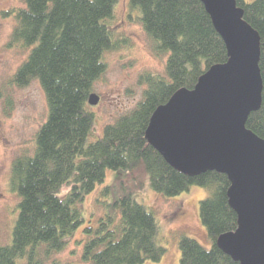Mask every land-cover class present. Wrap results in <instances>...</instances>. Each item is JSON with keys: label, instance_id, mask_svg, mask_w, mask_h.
I'll return each mask as SVG.
<instances>
[{"label": "trees", "instance_id": "obj_1", "mask_svg": "<svg viewBox=\"0 0 264 264\" xmlns=\"http://www.w3.org/2000/svg\"><path fill=\"white\" fill-rule=\"evenodd\" d=\"M21 1L23 8L1 13L15 21L8 48L28 51L10 84L26 87L37 80L46 95L48 117L36 134L34 150L19 154L12 163L10 186L20 198L19 216L12 243L0 244V264H18L19 259L43 264L64 251L85 225L81 204L109 170L126 171L129 182L116 178L101 191L103 213L83 230V264H145L163 259L166 250L158 243L155 215L134 196L146 183L167 198L192 186L208 193L200 202L199 217L212 247L206 249L183 236L180 264H240L217 246L221 235L238 228V216L229 205L228 177L216 171L186 176L146 139L159 106L180 89L193 90L212 66L228 61L225 42L203 3L129 0L152 50L167 59L165 74H143L139 84L145 89L136 108L90 141L95 117L88 100L106 70L105 54L119 46L108 25L118 0ZM236 1L261 37L262 105L250 114L246 126L264 139V0ZM3 97L0 90V100Z\"/></svg>", "mask_w": 264, "mask_h": 264}, {"label": "water", "instance_id": "obj_2", "mask_svg": "<svg viewBox=\"0 0 264 264\" xmlns=\"http://www.w3.org/2000/svg\"><path fill=\"white\" fill-rule=\"evenodd\" d=\"M225 42L228 61L212 66L193 90L180 89L153 113L148 143L178 172L225 174L238 228L217 246L240 264H264V139L246 126L262 105L261 37L236 0H200ZM92 93L88 103L96 106Z\"/></svg>", "mask_w": 264, "mask_h": 264}, {"label": "rangeland", "instance_id": "obj_3", "mask_svg": "<svg viewBox=\"0 0 264 264\" xmlns=\"http://www.w3.org/2000/svg\"><path fill=\"white\" fill-rule=\"evenodd\" d=\"M245 1L252 3L255 0ZM23 7L21 0H0V90L5 96L0 100V244L3 246L12 243L19 216L20 198L10 186L13 160L23 152L34 150L36 134L48 117L46 95L37 80L26 87L10 84L27 59L28 51L8 48L15 21L1 13ZM138 16V12L130 9L129 0H118L113 18L108 21L119 46L104 56L106 70L93 91L99 96V103L96 106L88 103V109L95 117L90 141L97 140L106 126L136 108L145 89L139 84L143 74H165L167 59L152 50ZM8 99L10 105H7ZM116 178L129 182L126 171H107L104 182L81 204L85 225L75 232L64 251L44 259L43 264L58 260L63 264H83V230L91 219L102 215L101 191L112 185ZM143 186L134 191L135 200L155 215L159 226L158 243L166 250L160 262L147 261L145 264H180L179 242L183 236L196 240L206 249L212 247L199 217L200 202L208 196L204 188L192 186L187 192L167 198L155 192L149 183ZM18 264H26V261L19 259Z\"/></svg>", "mask_w": 264, "mask_h": 264}]
</instances>
